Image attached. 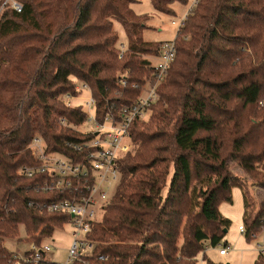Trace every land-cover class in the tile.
<instances>
[{"label":"trees","instance_id":"1","mask_svg":"<svg viewBox=\"0 0 264 264\" xmlns=\"http://www.w3.org/2000/svg\"><path fill=\"white\" fill-rule=\"evenodd\" d=\"M178 1L186 0H152L166 14ZM198 1L174 39L177 57L150 122L131 129L120 184L92 225L96 249L70 264H198L210 245L229 247L222 242L231 219L220 205L233 200L234 187L244 195L243 233L264 229V194L256 202L232 170L240 166L264 193V0ZM134 2L0 0V264L18 257L4 241L18 237L20 225L25 240L41 244L70 220L47 209L69 193L44 190L46 177L22 167L37 164L36 135L82 157L72 143L90 138L77 128L86 111L66 100L78 81L90 85L102 120L132 104L151 79L146 57L162 42L144 39L148 17ZM115 21L127 36L122 55ZM254 264H264V254Z\"/></svg>","mask_w":264,"mask_h":264},{"label":"built area","instance_id":"2","mask_svg":"<svg viewBox=\"0 0 264 264\" xmlns=\"http://www.w3.org/2000/svg\"><path fill=\"white\" fill-rule=\"evenodd\" d=\"M194 1L195 6L199 1ZM15 7L21 8L18 4H15ZM184 21L185 19L181 25ZM160 47V53L156 56L158 63L153 64L151 79L144 84L141 94L132 104L122 107L117 114L107 112L102 120H99L96 99L92 97L87 102L90 112L83 108L86 111L84 123L91 125V131L86 133L90 138L78 144L72 143L73 149L82 154V157L52 150L40 135L33 137L30 148L37 164L24 166L22 171L29 177L45 176L46 179L42 183L44 190L69 193L64 198L51 201L47 209L71 216L68 222H72L76 229L75 238L68 251L66 263H58L48 258L47 254L51 252L49 245L31 242L27 251L31 252L32 256H24L27 251L17 253L18 257L11 258L13 264H40L44 261L70 264L94 253L97 243L90 238L92 225L97 221L99 212L103 211L111 200L109 188L121 179L119 161L130 147L134 146L131 129L137 121L149 117L152 106L160 98L159 88L166 82L177 57L178 49L174 39L162 42ZM81 86L86 88L87 85L84 83ZM72 99L73 97L68 95L67 103ZM244 230L241 226V231ZM258 247L260 254H264V242ZM227 250L221 247L219 252L225 255Z\"/></svg>","mask_w":264,"mask_h":264},{"label":"rangeland","instance_id":"3","mask_svg":"<svg viewBox=\"0 0 264 264\" xmlns=\"http://www.w3.org/2000/svg\"><path fill=\"white\" fill-rule=\"evenodd\" d=\"M194 4V0L178 1L173 4L174 13L166 14L158 12L155 9L152 0H136V2L133 3V10L140 16L148 17V19L145 20L146 27L143 29L144 39L148 42H164L165 40L175 39L182 21L186 19L187 14L193 9ZM115 30L120 35L121 42L118 46L119 50H126L128 47L127 36L124 32L123 24L120 21H115ZM146 58L151 60L153 64L158 63V57L156 56L150 55ZM177 65L178 63H175L174 68H176ZM84 83L85 82L83 81H78V92L68 104L73 107L81 106L90 112L87 102L90 101L92 97L95 98V96L92 94V89L88 83H86V88L81 86ZM151 115L152 113H150L149 117L142 121L149 123ZM77 128L85 134L91 131V125L88 122H83L81 125L77 126ZM132 150L133 147H130L128 152ZM232 170L234 174L240 176L242 179L245 178L248 180L250 193L257 202L264 194L261 188L252 184V179H249V176L240 166L235 164L232 166ZM119 184V182H114V184L109 188L110 198L116 193ZM232 194V201L223 202L220 205L222 214L226 218L231 219V226L226 231L222 242L224 243L227 241L229 243L227 254H220L219 250L222 247L221 244L215 247L210 245L199 255L198 264H206V260L204 258L205 255H207V257L215 263L221 262L224 264H254L256 259L260 256L258 245L264 242V229H262L258 236L254 235V237L251 238H248L246 234L241 231V226L246 227L243 220L245 213L244 195L239 187H234ZM103 215L104 213L101 210L96 220H102ZM19 231L20 235L18 237H7L4 241V245L11 251L21 254V252H25L30 249L31 242L25 240L26 231L23 225H20ZM75 231L76 229L72 222H66L62 228L56 229L51 238H47L43 241L42 244L49 245L51 247V252L47 254L49 259L58 263H66L68 251L75 238Z\"/></svg>","mask_w":264,"mask_h":264},{"label":"crops","instance_id":"4","mask_svg":"<svg viewBox=\"0 0 264 264\" xmlns=\"http://www.w3.org/2000/svg\"><path fill=\"white\" fill-rule=\"evenodd\" d=\"M166 41V40H165Z\"/></svg>","mask_w":264,"mask_h":264}]
</instances>
